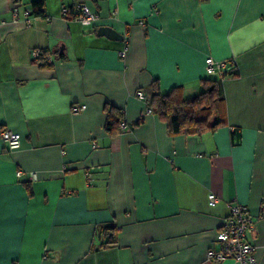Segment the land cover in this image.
Listing matches in <instances>:
<instances>
[{
	"label": "crops",
	"instance_id": "obj_1",
	"mask_svg": "<svg viewBox=\"0 0 264 264\" xmlns=\"http://www.w3.org/2000/svg\"><path fill=\"white\" fill-rule=\"evenodd\" d=\"M32 3L0 0V264H239L207 259L234 198L255 218L247 240L264 264V0H45L46 16ZM81 3L97 23L75 18ZM208 56L237 75H209ZM209 78L227 122L201 135L172 134L137 96L158 81L192 98Z\"/></svg>",
	"mask_w": 264,
	"mask_h": 264
},
{
	"label": "trees",
	"instance_id": "obj_2",
	"mask_svg": "<svg viewBox=\"0 0 264 264\" xmlns=\"http://www.w3.org/2000/svg\"><path fill=\"white\" fill-rule=\"evenodd\" d=\"M32 6L34 15L46 16L45 0H33ZM35 62L44 68L52 66L48 51L44 50H40V54L35 56ZM229 75H237L234 64L230 68ZM203 83L205 86L203 90L192 98L186 97L181 87L163 93L159 82L153 83L150 106L153 112L167 122L172 134L201 135L207 131H215L226 124L227 106L221 80L209 78ZM121 117L118 110L112 109L109 112L106 128L111 134L119 132ZM115 228L114 225L107 226L103 232L107 237L113 236ZM115 243L117 239H109L105 246Z\"/></svg>",
	"mask_w": 264,
	"mask_h": 264
},
{
	"label": "built area",
	"instance_id": "obj_3",
	"mask_svg": "<svg viewBox=\"0 0 264 264\" xmlns=\"http://www.w3.org/2000/svg\"><path fill=\"white\" fill-rule=\"evenodd\" d=\"M67 14L69 9H62ZM31 11H27L29 15ZM75 18L84 25H94L100 19V14L92 11L86 4H78L74 7ZM15 14L17 9L15 8ZM35 56L40 54V49H35ZM122 55L125 54L123 50ZM233 63L229 60H219L213 56L206 58V71L209 75H221L223 77L229 75L230 68ZM137 96L148 104V112L152 113L150 106L152 95L147 94L143 90L137 92ZM86 108L85 104H78L73 107V112H80ZM122 127H126V123H122ZM1 137L7 141L9 149H15L21 145L20 134L11 130L4 129L1 131ZM32 180L38 179L36 171L28 172ZM23 171L18 172L21 177ZM222 199L214 192L209 194L211 205H216ZM230 213L224 219L222 226L217 232L214 244L207 251V259L209 261L220 263L228 258H233L239 264H256L255 246L247 240V231L254 226L255 218L250 211L249 206L234 198L230 203ZM262 216H264V204L262 206Z\"/></svg>",
	"mask_w": 264,
	"mask_h": 264
},
{
	"label": "water",
	"instance_id": "obj_4",
	"mask_svg": "<svg viewBox=\"0 0 264 264\" xmlns=\"http://www.w3.org/2000/svg\"><path fill=\"white\" fill-rule=\"evenodd\" d=\"M98 33L100 35H105L111 39H118V40L124 39V36L122 33H120L114 27L109 26V25H104V26L99 27Z\"/></svg>",
	"mask_w": 264,
	"mask_h": 264
}]
</instances>
